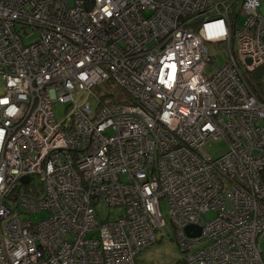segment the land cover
Here are the masks:
<instances>
[{
	"label": "built area",
	"instance_id": "built-area-1",
	"mask_svg": "<svg viewBox=\"0 0 264 264\" xmlns=\"http://www.w3.org/2000/svg\"><path fill=\"white\" fill-rule=\"evenodd\" d=\"M261 66L264 0H0V264H136L162 198L185 264H264Z\"/></svg>",
	"mask_w": 264,
	"mask_h": 264
},
{
	"label": "rangeland",
	"instance_id": "rangeland-1",
	"mask_svg": "<svg viewBox=\"0 0 264 264\" xmlns=\"http://www.w3.org/2000/svg\"><path fill=\"white\" fill-rule=\"evenodd\" d=\"M244 21L243 17H239L237 26L240 27ZM33 35L30 37L32 38ZM209 48V74L213 73L226 59V44L223 42L207 44ZM264 72V70H262ZM261 72V73H262ZM255 73H250L249 77L253 79ZM264 80V78H262ZM66 105L57 103L53 107L54 116L57 121L62 120L66 115ZM94 106V102H91ZM208 152L217 157L226 151V143L224 141H217L207 145ZM23 192L24 188L20 187ZM160 212L166 225L156 230L157 241L151 246L143 249L137 256L136 264H173L179 259H182L183 253L181 252L174 235V229L169 222V214L166 199H160ZM44 212H35L30 214L31 219L40 220L44 218ZM214 217L213 212H207L204 215L206 220H211ZM261 246L264 247V239L261 240Z\"/></svg>",
	"mask_w": 264,
	"mask_h": 264
},
{
	"label": "trees",
	"instance_id": "trees-1",
	"mask_svg": "<svg viewBox=\"0 0 264 264\" xmlns=\"http://www.w3.org/2000/svg\"><path fill=\"white\" fill-rule=\"evenodd\" d=\"M262 70H264V66L258 67L253 71V73H255L253 79L249 77V82L256 93L264 92V80H262V78H264V72H262ZM173 264H185V263L183 262L182 259H179Z\"/></svg>",
	"mask_w": 264,
	"mask_h": 264
},
{
	"label": "water",
	"instance_id": "water-1",
	"mask_svg": "<svg viewBox=\"0 0 264 264\" xmlns=\"http://www.w3.org/2000/svg\"><path fill=\"white\" fill-rule=\"evenodd\" d=\"M247 62H249V60H247ZM20 180H21V182L26 183V182L28 181V178H27V177H21ZM192 228H193L192 225L187 226V227L185 228L186 233L189 234V231H190ZM199 231H200L199 228H196L195 231H194V233H193V234H190V235H191L192 237L197 236V235L199 234Z\"/></svg>",
	"mask_w": 264,
	"mask_h": 264
}]
</instances>
